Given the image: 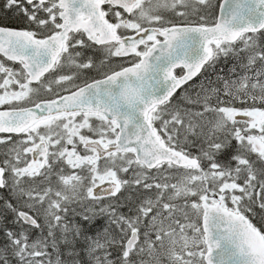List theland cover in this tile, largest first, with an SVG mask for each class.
<instances>
[{"label":"snow or ice","instance_id":"6c2138e0","mask_svg":"<svg viewBox=\"0 0 264 264\" xmlns=\"http://www.w3.org/2000/svg\"><path fill=\"white\" fill-rule=\"evenodd\" d=\"M0 264H264V0H0Z\"/></svg>","mask_w":264,"mask_h":264}]
</instances>
